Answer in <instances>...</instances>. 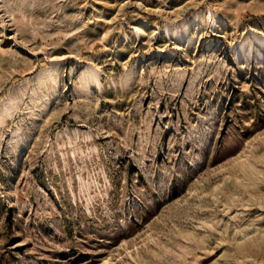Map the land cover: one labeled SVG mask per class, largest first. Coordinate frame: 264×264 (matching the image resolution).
<instances>
[{
	"label": "rangeland",
	"instance_id": "374dc122",
	"mask_svg": "<svg viewBox=\"0 0 264 264\" xmlns=\"http://www.w3.org/2000/svg\"><path fill=\"white\" fill-rule=\"evenodd\" d=\"M257 40L264 0H0V264H264Z\"/></svg>",
	"mask_w": 264,
	"mask_h": 264
},
{
	"label": "bare ground",
	"instance_id": "6f19581e",
	"mask_svg": "<svg viewBox=\"0 0 264 264\" xmlns=\"http://www.w3.org/2000/svg\"><path fill=\"white\" fill-rule=\"evenodd\" d=\"M257 42H258V44H259V46L260 47H264V40H257ZM249 45V43L247 42V43H243L242 45H240L239 46V48H238V50L240 51V52H242L247 46ZM260 55V54H259ZM91 73H90V70H88L87 72H86V75L88 76V75H90ZM89 79V78H88ZM55 80V79H54ZM88 82V81H87ZM88 84H90L89 82H88Z\"/></svg>",
	"mask_w": 264,
	"mask_h": 264
}]
</instances>
